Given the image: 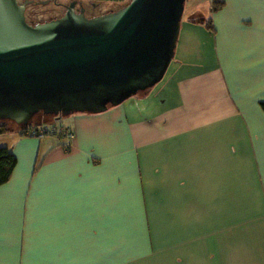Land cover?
Here are the masks:
<instances>
[{
	"label": "crops",
	"instance_id": "0c3cea01",
	"mask_svg": "<svg viewBox=\"0 0 264 264\" xmlns=\"http://www.w3.org/2000/svg\"><path fill=\"white\" fill-rule=\"evenodd\" d=\"M222 1L160 95L6 145L0 264H264V0Z\"/></svg>",
	"mask_w": 264,
	"mask_h": 264
},
{
	"label": "water",
	"instance_id": "95a60500",
	"mask_svg": "<svg viewBox=\"0 0 264 264\" xmlns=\"http://www.w3.org/2000/svg\"><path fill=\"white\" fill-rule=\"evenodd\" d=\"M184 2L130 0L97 18L70 11L31 26L16 0H0V122L100 114L154 87L173 59Z\"/></svg>",
	"mask_w": 264,
	"mask_h": 264
},
{
	"label": "rangeland",
	"instance_id": "374dc122",
	"mask_svg": "<svg viewBox=\"0 0 264 264\" xmlns=\"http://www.w3.org/2000/svg\"><path fill=\"white\" fill-rule=\"evenodd\" d=\"M129 0H125V3L123 5H126ZM210 11V0H185L184 2V9H183V14L179 23V34L176 42V48L174 52L173 59L163 77V80L158 83L156 86L148 90V92H141L136 94L135 96H132L131 98L127 99L126 102L127 104L133 103L134 100L137 102L139 105L140 102L137 100H141L144 97L145 93L154 94L155 96L160 95L157 91L161 88L163 85L164 81L169 79L172 75V72L174 71L175 68L177 67H182V59L180 58V54L184 51V45H183V40L186 34L193 28L190 26V21L189 20H194L195 22H205L209 18V13ZM201 27V26H200ZM199 40L200 36L195 35ZM201 42V41H200ZM201 49V55L207 56L206 51L204 50V47L202 45H199L197 48H193V53L197 54L200 52ZM208 61L203 62V67L204 70L207 69L208 66ZM187 63V62H185ZM202 64V63H201ZM186 68V67H184ZM191 69L200 71L199 65L193 64L191 66ZM147 95V96H148ZM161 96H159L160 98ZM110 108V107H109ZM59 117V118H58ZM73 117V114L71 115H59V116H44V115H35L30 123L36 122L39 118L43 120L44 125H46L49 130H53V128H56L57 131L60 133L61 130L63 129H68L71 127L70 119ZM58 118V119H55ZM3 123V122H0ZM5 124L9 125L10 131L7 132L6 134L0 135V147L1 146H11L13 139L16 137V135L19 134L20 132V125L15 124L14 122L11 121H5ZM46 139H53L52 135H48Z\"/></svg>",
	"mask_w": 264,
	"mask_h": 264
},
{
	"label": "flooded vegetation",
	"instance_id": "af4514ba",
	"mask_svg": "<svg viewBox=\"0 0 264 264\" xmlns=\"http://www.w3.org/2000/svg\"><path fill=\"white\" fill-rule=\"evenodd\" d=\"M16 3L23 9L25 22L31 26L58 20L70 11L93 19L127 5H123L125 0H16Z\"/></svg>",
	"mask_w": 264,
	"mask_h": 264
},
{
	"label": "trees",
	"instance_id": "16d2710c",
	"mask_svg": "<svg viewBox=\"0 0 264 264\" xmlns=\"http://www.w3.org/2000/svg\"><path fill=\"white\" fill-rule=\"evenodd\" d=\"M223 7H224V2L222 0H210V11H209L210 16L205 22L203 21L202 24L204 25L206 30L209 31V33L212 35L215 34V30L212 25V16ZM260 106L264 113V103H261ZM39 121L40 120L38 119L36 122L29 123L27 126H20L21 128L20 133L23 135H26L27 131L32 130V129L37 130L39 127H42V126L49 129L46 125L42 124L43 120H41L40 123H38ZM64 130H67V129H63L61 130L60 133L59 132L57 133L55 131V128H53V131H55L54 135L56 134L59 136L61 135V136H65L66 138H69L66 135V133H63ZM9 131H10L9 125L5 124V121L3 123H0V135L6 134ZM15 166H16V158L13 155L12 151L6 146H1L0 147V186L9 182V180L12 177Z\"/></svg>",
	"mask_w": 264,
	"mask_h": 264
},
{
	"label": "built area",
	"instance_id": "2783aa9c",
	"mask_svg": "<svg viewBox=\"0 0 264 264\" xmlns=\"http://www.w3.org/2000/svg\"><path fill=\"white\" fill-rule=\"evenodd\" d=\"M55 131L53 130H49L46 127L42 126L39 127L37 130L36 129H32L27 131V135L31 136V137H37V138H43L47 135H54ZM63 133H66V135L70 138L72 136L71 132L67 129L64 130Z\"/></svg>",
	"mask_w": 264,
	"mask_h": 264
}]
</instances>
